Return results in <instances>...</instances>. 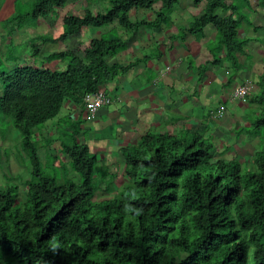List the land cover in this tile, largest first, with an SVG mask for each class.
Listing matches in <instances>:
<instances>
[{"label": "trees", "instance_id": "obj_1", "mask_svg": "<svg viewBox=\"0 0 264 264\" xmlns=\"http://www.w3.org/2000/svg\"><path fill=\"white\" fill-rule=\"evenodd\" d=\"M24 1L14 0V13L3 21L8 34L49 16L52 22L69 0H26L27 8ZM83 1L84 12L65 13L59 32L30 39L26 61H17L11 47L0 53V111L18 128V142L5 153L14 151L20 163L28 159L30 164L23 198L12 179L0 185V264H264V71L257 75L258 91L249 96L252 116L246 113L248 123L236 130L257 139L251 156L243 161L216 152L212 135L194 128L183 126L177 133L148 129L121 147L126 182L114 189L117 174L87 137L79 138L85 118L57 117L67 101L82 107L87 93L118 80L150 56L111 62L132 45V39L124 38L127 32L48 55L41 54L39 43H57L86 27L115 22L132 33L142 28L169 31L174 26L170 12L179 0H110L104 10H93L99 0ZM205 1L202 13L181 29L184 35L170 37L185 40L192 34L201 41L207 25H213L215 40L206 44L212 58L200 65L199 78L210 66L228 61L230 83L244 68L239 57H252L246 49L250 38L239 36L242 26L254 25L244 10L252 0ZM5 2L0 0V10ZM140 9L153 10L156 18L133 20L130 13ZM53 60L66 62L65 69L47 65ZM51 121L55 133L48 130ZM41 148L47 151L45 158ZM67 164L80 182L70 176ZM104 183L115 194L95 199Z\"/></svg>", "mask_w": 264, "mask_h": 264}, {"label": "rangeland", "instance_id": "obj_2", "mask_svg": "<svg viewBox=\"0 0 264 264\" xmlns=\"http://www.w3.org/2000/svg\"><path fill=\"white\" fill-rule=\"evenodd\" d=\"M97 1V0H95ZM262 0H252V6H245L244 10H246L250 16L254 19V25H257L258 30H254V25L252 28H250L248 25L241 27V34L244 36H247L249 34H252L251 39H249L250 43L246 46V49H249L248 52L252 54V57L249 59L246 56H240V59L243 60L241 63L245 67V70L249 69V74L247 77H249L254 82H252L253 89L256 88V91L258 90L257 86V75H259L264 71V7L261 4ZM99 3H94L92 5L93 10H104V8H107L110 6V0H99ZM206 1H202L199 3H195L194 0H179L173 7V9L170 12V16L172 18V21L174 23V26L169 28V31L161 32V30H157L159 28L155 29H149L148 31L143 32L144 30L140 29L136 33H132L131 31H127L126 28H124L122 25H120L118 22L105 25V26H89L86 27L82 33H78L72 36L67 37L65 40H61L60 42L54 43L51 41L48 42H40L39 44L41 47V54L48 55L49 53L53 51H59L66 48H73L76 47L78 43L82 41H87L94 37H107L110 38L112 35L120 36L123 33H128L127 36L124 38L128 39H135L139 38L137 43L140 45L138 51L134 48L135 45H130L133 52H137L139 56L145 57L150 56L151 58L155 59L154 57L157 56L158 52L163 50V48L157 43V41L160 43L162 42L164 36L169 38L171 41L170 46L167 45V48L164 49L167 52L164 54L168 57V61L170 62V69L173 70V73H181L183 66L176 67V62L178 61V52L182 49H184V44L181 45V47H178L179 45L174 42V40L170 37L171 34L174 33H181V35L186 32L185 30H182V28L188 27L189 24L197 17L199 16L202 11L205 8ZM161 5V2L158 1L155 4V9H158ZM24 8L28 7V2L25 0L23 4ZM86 7V4L83 0H69L67 4L63 7L59 8V13L54 16V22H51V17L41 19L44 21H40L37 24L24 26L20 29H16L13 31V33L8 34L9 30L5 29L3 26V21L7 17L11 16L14 13V0H6L3 7L0 10V53L4 55L9 47L12 49L15 56H17V61H26L28 56L30 55V52H32V45L30 43V39L36 35H50L53 34V32L57 33L61 30L63 26V16L65 13H77L82 14L84 12V8ZM134 11V10H133ZM153 10H138L136 13L131 12L130 17L133 20L138 19H147L149 18L154 19L156 18V14L153 13ZM218 13L221 14V10H218ZM246 28L247 30H245ZM152 31V32H151ZM207 37L203 42H201L204 46L208 39V42H212L215 40L216 36V29L214 26L209 25L207 27ZM158 32H161V36L158 34ZM214 33V36H213ZM168 34V36H167ZM164 35V36H163ZM142 36V37H141ZM213 36V37H212ZM209 37V38H208ZM248 37V36H247ZM179 38V37H178ZM179 40V39H178ZM182 40V39H181ZM131 43L133 42L132 40ZM165 42V41H164ZM186 43V42H185ZM133 44V43H132ZM200 45L199 43H194L195 45ZM148 45V46H147ZM145 46V47H143ZM190 46H185V48H189ZM148 48H150L148 50ZM147 49V50H146ZM199 49V48H198ZM197 49V50H198ZM202 49V48H201ZM173 50V53L170 51ZM148 51L152 53V55L147 54ZM206 48L203 47L202 53L199 52L198 56V62L199 65L202 64L205 59L204 57L207 55ZM197 55V54H196ZM132 56V55H131ZM133 58V57H132ZM135 58V57H134ZM191 58H193L191 56ZM194 59V58H193ZM163 59V65L162 68H166L167 65L164 63ZM186 60V59H185ZM190 60L187 59L184 64L188 65V70L191 71L194 76V78L199 77L200 72L199 68L193 67L191 68L192 64L190 65ZM158 64V62L156 63ZM12 66V64H9ZM52 68H59V69H65L66 62L60 61V60H53L49 64ZM142 68L145 69V65H142ZM150 67H148L149 69ZM191 68V69H190ZM148 69L146 68L144 73L141 75V82L146 81V78L149 76L156 77L157 75H161L163 72V69H156L153 67V70L148 72ZM254 70V71H251ZM135 70H139V68H135ZM165 71V69H164ZM170 73L169 76H171ZM174 76V74H173ZM241 80V78H238ZM255 79V80H254ZM125 81V80H124ZM158 82V81H157ZM160 83V82H159ZM125 84H127V81H125ZM140 84V83H138ZM144 83H141V85H144ZM158 84V83H157ZM168 88V85L164 86L165 88ZM122 89L119 88V90ZM216 91L220 90L223 94L222 100L226 101V111L223 113L222 117L219 119H211L207 117V108L209 107L208 104H202V102L198 99L197 96H194L192 99L191 105H185L182 102V95H177L176 88H173V92L171 95L166 96L165 100L166 103H168L169 107L166 108V110H163V120H166V124L164 129H161L163 131H167L169 133H175L176 130L179 128H183V124L187 127L194 128L196 130H200L203 132L205 136L212 135V139L215 144L216 152L224 151V155L228 157L238 156L241 157V159L244 161L245 158L251 156L252 150L254 146L257 144V139H251L250 136L246 135L245 133H241V135H237L236 130L238 126L248 123V119H246V113L248 116H252V108L249 110V104L247 102H243L239 99L234 100V98H230V87H228L225 91L222 87H220L219 84L215 85ZM4 88L0 85V95L3 93ZM170 90V89H169ZM193 90V82L190 83L189 88L187 89V97H189L190 93L189 91ZM122 91V90H121ZM219 92V91H218ZM254 92V91H253ZM254 92V93H255ZM193 94V92L191 93ZM113 96V102L110 105L111 109H115V106L119 103L117 99L115 98L114 94ZM210 95H207L209 97ZM190 98V97H189ZM173 102V100H175ZM204 101V100H203ZM209 101V99H208ZM173 102V103H172ZM147 105V103H144ZM190 104V103H186ZM172 105V108H171ZM175 105V107H174ZM179 106L181 107L179 111ZM208 106V107H207ZM215 104L212 103V107H214ZM174 107V108H173ZM112 111V110H111ZM142 114V113H140ZM189 118L185 117L184 115H188ZM65 116V110L62 109L59 116ZM151 117L148 113V118ZM67 119V118H65ZM101 119L105 120V116H101L98 119L88 120L87 123H85V126L83 127V130L81 131L80 140L84 141V137L89 136L87 134L88 129L86 127H93L101 126V123L99 122ZM155 119V114L153 115V120ZM98 120V121H97ZM102 127L100 131L105 128L107 131H104L97 139H99L98 146L101 145V143L106 145L109 144V147L105 152L100 153V157H102L104 160H106L107 164L110 165V170L112 172H115L117 174L115 178V182L112 183L111 186L115 185L114 189H119L122 187V185L126 182V174L124 171V159L123 155L121 154V147L126 146V144H129L131 141L136 140L140 135H142L144 132H146L148 129L158 130V126L156 125H148L149 123L146 120L140 119L137 120L136 125L132 124L131 122L128 125H124L125 132L121 133L118 131L117 124L111 120H106L105 123H102ZM49 130L51 133H55V121L48 122L47 124ZM133 126L136 127V130L138 131V134L133 136L131 139L122 140V135H129V137L132 136L131 133L134 134ZM142 126V127H141ZM173 126L174 129L171 127ZM0 127L3 131L4 138L0 137V185H4L9 179L10 182H14L19 185V191H18V197L23 198L24 193L26 192V180L29 177V169H28V159H25V162L22 164L20 163L17 158L15 157L14 151H10L9 156H6L5 148L7 146H12L13 141L18 142L17 139V132L18 128L15 126L13 119H3L2 118V112L0 111ZM141 127V130H140ZM133 131V132H132ZM160 131V130H158ZM45 134L47 135L48 132L45 131ZM136 134V133H135ZM84 135V136H83ZM110 137V139L108 138ZM87 137L86 139H88ZM117 139V142H115V139ZM121 138V139H120ZM6 140V141H5ZM91 143V140L88 142ZM15 146V143L13 144ZM53 145L58 146V143H54ZM227 145H229V148H227ZM13 147V146H12ZM16 149V147H15ZM105 150V149H103ZM53 153V152H51ZM41 155L42 158H45V155H47V151H45V148H41ZM64 159V156L61 155ZM70 176L73 177L77 182H80V176L76 171H74L70 164H67ZM113 188V187H112ZM115 194L114 191H107L105 189V183L102 185V188L97 191V195L95 199L101 200L104 198H109Z\"/></svg>", "mask_w": 264, "mask_h": 264}, {"label": "crops", "instance_id": "obj_3", "mask_svg": "<svg viewBox=\"0 0 264 264\" xmlns=\"http://www.w3.org/2000/svg\"><path fill=\"white\" fill-rule=\"evenodd\" d=\"M159 7H157V8H159ZM149 19L151 20V18H149ZM142 30H144L143 32H145V31H148L149 28H142ZM157 30H161V32H164V31H162V29H157ZM161 32H158V34L160 36L162 35V34H160ZM167 36H168V34H167ZM138 39L139 38L132 39V41H133L132 45H135L134 48L137 51L140 47V45L137 43ZM162 40L163 41L160 43L157 41V43L163 48V50H162L163 54H161V56L159 58H156V60H155V59L150 57V58H148L149 60H146L145 62H143V60H142L135 67V68H139V70L136 71L135 68H133L132 70H130L127 74L123 75L118 80L107 83L106 86L104 87V89L107 91V93L111 96L113 93L115 98L117 99V101H119V103H121V104H117L115 106V109L110 108V105L112 103L110 105H107V106L101 108V110L98 113V116L96 117V119H98V120L101 116L106 117L105 120L101 119L99 121L101 123V126H98V128L96 126L86 127L88 129L87 134L89 135V136H87L89 138L86 139V141L89 142L91 140V143L90 144L88 143V144L95 151H99V155H100V153L105 152L107 150V148L109 147L108 143L106 145L105 144L103 145L101 143V145L98 146V143L100 140L97 139L102 133H104V131H107L105 128H103L100 131V129L103 125L102 123H105L106 120H111V121L115 122L117 124L118 131L121 133L125 132V128L123 127L124 125H128L130 122L133 125L134 124L136 125L137 120H140V119L146 120L149 123L148 125H151V127H152V125L158 126V130L164 129L165 124H166V120H163V122H162L163 110H166V108L169 107L168 103H166L165 97L172 94V92L174 91L173 88L174 89L176 88L177 95H182L181 96L182 102L188 106L191 105V102H192V99L194 98V96H197L198 99L202 102V104L203 103L204 104L209 103V106L211 105L212 102L215 103V101H216V95L214 96L215 93L218 96V100L222 99L223 94L221 93L220 90H218L219 92L216 91L215 85L219 84L220 87L221 86L223 87L224 82H226L227 73L225 71V69H226L225 67H226L227 63H225L224 64L225 66H222V68H212L209 71V73H207L203 76V79L201 81H199L197 78H194V76H192L193 74L191 73V71L190 70L187 71L188 65L184 64V62L192 56L196 61L195 65L198 66L200 63V62H198L199 52L202 53L203 47L205 48V46L202 43H199L200 45L196 44L194 46V43H196V42L193 38H186L185 40L180 39V40L174 41L176 44L179 45L178 47H181L182 44H184L185 46H188V45L190 46L189 48H185V46H184V49H182V50L178 49L179 50V52L177 53L178 54V61L175 64H176V67L184 65L181 73L176 74V73L172 72L173 70H170V72H168L166 74V76H164L163 79H162V77H158V75L156 77H154L153 79H151V78L148 79V77H149L148 76L146 78V81L141 82V80H142L141 75L144 73L146 68L148 69V67H150L148 69V72L153 70V67L156 69H163L162 68L163 59H165L164 63L166 65H170V62L168 61L169 60L168 57L164 54L167 51L164 49L167 48V45L170 46L171 41L169 40L168 37H166V39H165V36ZM204 40L205 39H203L201 42H203ZM143 47H145V46H143ZM137 56H138L137 52L136 51L133 52V50L131 49V46H129L128 49L120 52L117 56L113 57L111 59V62L116 61V60L128 62L129 60H131ZM131 57H133V58H131ZM209 58H210V55L208 53L204 57V59L207 60ZM157 62H158V64H156ZM178 62H180L179 65L177 64ZM203 62H201V63H203ZM143 64L146 67L145 69L142 68ZM196 66H191V68L196 67ZM248 71H249V68H248V70H244V72H246L247 74L243 75V77L249 74ZM170 73H173L174 76H173V74H171V76H169ZM124 80L127 81V84H125ZM144 82H145V84L141 85V83H144ZM191 82H193V90L189 91V93H190V95H189L190 98H189V97H187L186 92H187V89L189 88V85ZM138 83H140V84H138ZM235 83H237V81L233 82L232 85H235ZM165 85H168L170 90L167 87L164 89ZM121 86H122V89L119 90V88H121ZM212 90L215 91L213 94L211 92ZM192 92H193V94H191ZM207 95H210V96L207 97ZM208 99H209V101H208ZM174 101H176V99L173 100V102ZM144 103H147V105ZM186 103H190V104H186ZM174 107H175V105H174ZM171 108H172V105H171ZM63 109L65 110V116H68V117L70 116L73 119H76L79 115L82 116L81 113H84L83 107H80L76 104H72L70 101H67V103L64 105ZM180 109H181V107L179 106V111H180ZM140 113H142V114H140ZM148 113H149V115H151V117H149V118H148ZM154 114H155V119L153 120ZM184 116L189 118V114L184 115ZM183 126H185L186 128H189L184 124H183ZM171 127L174 129L173 126H171ZM191 128H192V126H191ZM133 129H134L133 130L134 134L131 133L132 134L131 137H129V135L123 134L122 140H125V138L131 139L133 136L137 135L138 131L136 130V127L133 126ZM48 130H49V128H48ZM177 131L178 130H176L175 133H177ZM108 139H110V137ZM117 139L118 138L115 139V142H117ZM103 149H105V150H103Z\"/></svg>", "mask_w": 264, "mask_h": 264}, {"label": "clouds", "instance_id": "obj_4", "mask_svg": "<svg viewBox=\"0 0 264 264\" xmlns=\"http://www.w3.org/2000/svg\"><path fill=\"white\" fill-rule=\"evenodd\" d=\"M42 21V20H41ZM209 25H207V27H208ZM213 26V25H212ZM207 27L205 28V32H206V37H207ZM215 28V27H214ZM245 30H247L246 28H244ZM252 34H249V35H247L250 39H251V36ZM213 36H214V33H213ZM212 36V37H213ZM239 36H244V35H242L241 34V30H239ZM205 37V38H206ZM187 38H193L194 40H195V42H197V43H201V41L203 40V39H205V38H203L201 41L199 40V41H197L196 40V38H195V36L194 35H192V34H189L188 35V37ZM209 38V37H208ZM180 40V39H179ZM251 41V40H250ZM250 41L248 42V44L250 43ZM208 43V39H207V41H206V43H205V48H206V51H207V53H209V55H210V58L209 59H207V60H205L202 64H200V65H203V64H205L208 60H210L211 58H212V55H211V52L208 50V48H207V44ZM249 50V49H248ZM223 54H224V51H223ZM241 56H243V55H241ZM245 56V55H244ZM252 59H253V56H252ZM195 60V59H194ZM239 60L240 61H243V60H241L240 59V57H239ZM195 63H196V61H195ZM225 63H227V65H226V69H225V71H226V73H227V80H226V82H224V84H223V90L225 91L228 87H230V98H234V100H236V99H239V100H241V101H243V102H247L248 104H249V96H251L252 94H254V92L256 91V88L255 89H253V87H252V82H254L253 80H252V78H250L251 79V81L249 80V77H247V76H244L243 77V75H245V74H247L246 72H244V70H245V67L246 66H244V68L239 72V74L238 75H236V76H234L232 79V81L230 82V83H228V77H229V75L231 74V69H230V67H229V62L228 61H225L224 62V64ZM178 65L180 64V62H178L177 63ZM222 65V66H225V65ZM200 65H198V66H196L197 68H199L200 67ZM171 65H167V67L166 68H164L165 69V71L163 70V72H162V74L160 75V76H158V77H164V76H166V74L168 73V72H170V67ZM222 66H210L207 70H206V73L205 74H207V73H209V71L212 69V68H222ZM250 69V68H249ZM251 71H254V70H252L251 69ZM129 72V71H128ZM127 72V73H128ZM200 72V71H199ZM127 73H125V74H127ZM124 74V75H125ZM122 77V76H121ZM120 77V78H121ZM157 77V78H158ZM199 77H201V75H199ZM198 77V80L199 81H201L202 79L201 78H199ZM203 77V76H202ZM238 78H241V80H239ZM255 80V79H254ZM257 80H258V78H257ZM257 80H255V82L257 81ZM235 81H237V83H235V85H232V83L233 82H235ZM245 85H248L249 86V89H248V91L246 92V94L244 95V97H237V96H235V90L237 89V88H239V87H242V86H245ZM258 86V85H257ZM98 91H103L110 99H111V101L109 102V103H107V104H105V105H103L102 107H100L99 108V110H98V112H97V114H96V116L93 118V119H96V117L98 116V113H99V111L101 110V108H103V107H105V106H107V105H110L112 102H113V96H111V95H109L108 93H107V91L104 89V88H102V89H99ZM254 91V92H253ZM258 91V90H257ZM95 92H97V91H95ZM212 92V94L215 92L214 90H212L211 91ZM90 93H94V92H90ZM256 93V92H255ZM87 94H89V93H87ZM87 94L85 95V97H84V105L82 106L83 108H84V113H81L82 114V116L85 118V120H86V122L88 121V120H93V119H89L88 118V116H87V107H86V96H87ZM216 95V101H215V103L214 102H212V103H214L215 104V106L214 107H212V103H211V105L207 108V117L208 118H211V119H219L220 117H222V115H223V113L226 111V101H223L222 99H219L218 100V96H217V94L215 93L214 94V96ZM214 98V97H213ZM67 103V102H66ZM81 107V106H80ZM248 108H250V105H249V107ZM222 109V113H219V110H221ZM86 122H84L83 123V127L85 126L84 124L86 123ZM80 138V137H79Z\"/></svg>", "mask_w": 264, "mask_h": 264}, {"label": "built area", "instance_id": "obj_5", "mask_svg": "<svg viewBox=\"0 0 264 264\" xmlns=\"http://www.w3.org/2000/svg\"><path fill=\"white\" fill-rule=\"evenodd\" d=\"M248 89H249L248 85L239 87L235 90L234 94L237 97H244ZM110 101L111 99L103 91H97L94 93L87 94L86 107H87L88 118L93 119L96 116L99 108L109 103ZM219 113H222V109L219 110Z\"/></svg>", "mask_w": 264, "mask_h": 264}]
</instances>
